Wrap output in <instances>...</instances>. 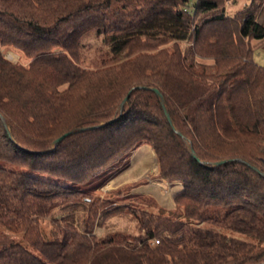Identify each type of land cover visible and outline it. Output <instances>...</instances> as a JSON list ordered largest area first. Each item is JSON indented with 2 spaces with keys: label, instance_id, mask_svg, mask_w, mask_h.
I'll list each match as a JSON object with an SVG mask.
<instances>
[{
  "label": "trees",
  "instance_id": "trees-1",
  "mask_svg": "<svg viewBox=\"0 0 264 264\" xmlns=\"http://www.w3.org/2000/svg\"><path fill=\"white\" fill-rule=\"evenodd\" d=\"M91 37L108 50L85 62ZM253 40L264 0L232 17L223 0H0V264H264V178L234 161L264 172ZM142 144L171 216L99 194Z\"/></svg>",
  "mask_w": 264,
  "mask_h": 264
},
{
  "label": "rangeland",
  "instance_id": "rangeland-1",
  "mask_svg": "<svg viewBox=\"0 0 264 264\" xmlns=\"http://www.w3.org/2000/svg\"><path fill=\"white\" fill-rule=\"evenodd\" d=\"M195 0H190V5L192 6ZM225 13L228 17H232L239 13L240 11L244 10L249 5V0H223ZM251 47L254 49V61L258 65L264 66V40L263 41H251ZM86 50H85V62H90L94 60L98 55L101 53H104L108 50V47H105L104 45H101V39L91 37L86 42ZM3 53L5 58L12 62L17 64H25L24 59L21 57V55L12 49L4 48ZM138 153H141L144 155L145 159L146 157L145 151H148L147 154L149 156L151 155V158H154L153 153L149 149V147L146 144L140 145L139 148H137ZM148 156V155H147ZM128 161V166L126 169V173H122V175H117L114 177V182L109 183L105 187L101 189L99 194L101 197L104 198H110L113 202H116L115 204L117 206L123 207V206H137L140 208L148 209L149 211L155 212V213H162L158 212L159 210H163L165 212L164 215L171 216L169 211L166 210H173L175 206L173 205V190L171 185L163 183L157 179V176H152L150 173L153 169V165L150 166L149 170L147 168V177L148 180L141 177L138 179V181H132L130 180V183H127L125 186H120L118 184V181L122 180L120 178H126L127 176L132 175V172L137 170L139 167H142L143 159H135L133 156V153L128 157H125L121 165ZM142 162V163H141ZM147 162V161H146ZM141 165V166H140ZM124 176V177H123ZM146 176V175H145ZM138 177V176H137ZM140 177V176H139ZM120 179V180H119ZM150 183H158L157 185H154V189H147L146 185ZM109 191L118 192L120 191V196L116 197L113 194L108 195ZM155 206V207H154ZM112 222L117 225H119L120 230L129 232L132 230V227L128 228V221L129 217L122 215V216H115L111 219ZM110 220H108L106 223H109ZM127 227V228H126ZM102 231V230H101ZM104 231V230H103ZM43 232L45 236H48V229L47 227H43ZM97 232L99 233V229H97Z\"/></svg>",
  "mask_w": 264,
  "mask_h": 264
},
{
  "label": "crops",
  "instance_id": "crops-1",
  "mask_svg": "<svg viewBox=\"0 0 264 264\" xmlns=\"http://www.w3.org/2000/svg\"><path fill=\"white\" fill-rule=\"evenodd\" d=\"M149 147V146H148ZM139 148V147H138ZM149 149L151 150V148L149 147ZM147 152L148 151H145V154H146V157H148V158H146L145 159V157H144V155L143 154H141V153H138V150L136 149L134 152H133V156L135 157V159L137 160V159H143V162H144V164L142 163V167H139L137 170H135L134 172H132V175H130V176H127L126 178H120V179H122V180H120V181H118V184L120 185V186H125V185H127V183H130V180H132V181H138V179H140L141 177H143V175H144V179L145 180H148L149 178L147 177V168H148V170H149V168H150V166H152L153 165V169H152V171H151V175L152 176H157V173H158V165H157V162H156V159H155V156H154V158H151V155L149 156V154H147ZM151 152H152V150H151ZM153 153V152H152ZM148 155V156H147ZM154 155V154H153ZM147 161V162H146ZM141 166V165H140ZM126 169H128V168H126ZM126 169L125 170H123L119 175H122V173H126ZM118 175V176H119ZM146 175V176H145ZM138 176V177H137ZM140 176V177H139ZM124 177V176H123ZM158 179V178H157ZM114 180V179H113ZM113 180H111L109 183H113L114 181ZM160 180V179H159ZM162 183L161 184H163V183H166V184H169V186L171 185L170 183H168V182H166V181H163V180H160ZM108 183V184H109ZM107 184V185H108ZM156 183H148L147 185H146V188L147 189H152L153 187H154V185H155ZM158 184V183H157ZM156 184V185H157ZM154 189V188H153ZM173 190V189H172ZM173 194H174V190H173ZM172 200H173V197H172ZM173 205H174V203H173Z\"/></svg>",
  "mask_w": 264,
  "mask_h": 264
},
{
  "label": "water",
  "instance_id": "water-1",
  "mask_svg": "<svg viewBox=\"0 0 264 264\" xmlns=\"http://www.w3.org/2000/svg\"><path fill=\"white\" fill-rule=\"evenodd\" d=\"M140 88H141V89H145L144 87H140ZM151 90H152V92L158 97L159 102H160V104H161V106H162V108H163V111H164V113H165V116H166L167 120H168L169 122H171L170 117H169V114H168L167 109H166V105H165V101H164L163 96L161 95V93L159 92L158 89H154V88H153V89H151ZM126 101H127V98H125L124 101L122 102V104L120 105V107H119V112H120V113L122 112V108H123L124 104L126 103ZM1 120H2V122L6 125V122L4 121V119H3L2 117H1ZM84 130H87V129L72 130V131H70V132H68V133L63 134L62 136H60L59 138H57V139L53 142V146H54V147H57V146H58L63 140H65L66 138H68V137L71 136L72 134L77 133V132H81V131H84ZM177 134H179V133L177 132ZM187 148H188L189 153H190L195 159H197L196 156H195V154H194V152H193V149H192L191 144L188 143V144H187ZM234 161L239 162V163H242V164L248 166L249 168H251L252 170H254L256 173H258L260 176H262V177L264 178V172H262L261 170H259V169H258L257 167H255L254 165L248 163L247 161H244V160H241V159H237V160H234ZM229 162H231V161H229V160L221 161V162L216 163L214 166L224 165V164L229 163Z\"/></svg>",
  "mask_w": 264,
  "mask_h": 264
},
{
  "label": "built area",
  "instance_id": "built-area-1",
  "mask_svg": "<svg viewBox=\"0 0 264 264\" xmlns=\"http://www.w3.org/2000/svg\"><path fill=\"white\" fill-rule=\"evenodd\" d=\"M152 244H158V241H152Z\"/></svg>",
  "mask_w": 264,
  "mask_h": 264
}]
</instances>
